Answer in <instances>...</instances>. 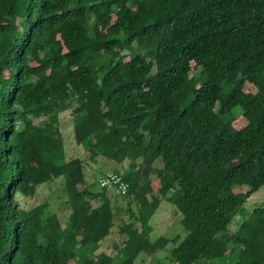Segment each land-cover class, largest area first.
<instances>
[{"label":"trees","instance_id":"1","mask_svg":"<svg viewBox=\"0 0 264 264\" xmlns=\"http://www.w3.org/2000/svg\"><path fill=\"white\" fill-rule=\"evenodd\" d=\"M72 103L80 154L127 161L123 193L80 188L54 146ZM46 183L63 223L22 203ZM260 188L264 0H0V264H264V197L240 214ZM161 202L182 236L151 237Z\"/></svg>","mask_w":264,"mask_h":264},{"label":"rangeland","instance_id":"2","mask_svg":"<svg viewBox=\"0 0 264 264\" xmlns=\"http://www.w3.org/2000/svg\"><path fill=\"white\" fill-rule=\"evenodd\" d=\"M120 55L122 61H125L127 59L128 56L127 51L121 52ZM244 89L248 90L250 88L248 85H245ZM77 109H79V106H77L75 103H72L68 108L58 113L57 121H58L59 133L54 132L51 135L52 142L54 146L60 145L61 142L62 146L64 147L66 157L79 156L84 160L83 162L84 183L80 184V188H83L85 186L88 187L90 190L97 191L99 190V186L96 183L98 182V179L104 173L111 172L113 169H116L120 173L127 166V161H123L122 163L118 164L112 161L100 160L96 163H93L91 162V160L88 159L86 155L80 154L79 150L77 149L76 145L73 142L72 127H71V114L77 111ZM234 110L238 112V108H235ZM53 118L55 119V117ZM41 120L42 118L34 120V123L40 125ZM244 123H245L244 118L238 117L236 120L232 122V125L238 128L241 127ZM154 164L157 165V162H155ZM47 177L48 176L45 175L42 177L35 178L31 181V184L43 181ZM148 181L150 182L151 186L157 185V179L154 178L153 175L148 176ZM59 186H60L59 183L57 184L46 183L40 185L39 187H37L36 193L34 195L31 194L30 197H27L24 201H22V203L27 206L28 204H31L33 202L37 203L45 200L48 202V208L51 211H54L58 217L59 222L63 223L65 217L68 214L70 215V213L66 207H61L60 205L58 206V203H60V199L57 197L58 194L60 193ZM108 189H109L107 191L108 193L111 194L115 193V190H112L110 187H108ZM263 197H264V188H260L256 192L251 194L242 205V211L240 213L241 217L243 218L244 214L247 213L253 206H255L258 203H261L260 201L263 199ZM118 202H119L118 204L121 205V207L124 206L123 202L121 201ZM96 203H97L96 201L91 202L92 208L96 205ZM165 204L166 202H161L149 220V223L152 227L150 233L151 237L156 235H165L170 237V236H174L175 234L182 236L184 231L178 225V221L176 219L175 213H173V211H171L168 208L161 207L162 205ZM121 215L125 220H127V216L125 212H122ZM239 218L240 217L238 216L237 220H235L228 226V232H226V234H228L229 232L235 229ZM218 261L219 260L217 259H212L207 261L206 259L201 258L196 260L193 264H210V263L218 264ZM69 263L72 264L71 261H69ZM143 264H150V263H148V261L145 260Z\"/></svg>","mask_w":264,"mask_h":264},{"label":"built area","instance_id":"3","mask_svg":"<svg viewBox=\"0 0 264 264\" xmlns=\"http://www.w3.org/2000/svg\"><path fill=\"white\" fill-rule=\"evenodd\" d=\"M98 184L100 186L114 187L115 191L123 193L125 191L126 185L120 181L118 175L113 172H106L103 176L98 179Z\"/></svg>","mask_w":264,"mask_h":264}]
</instances>
